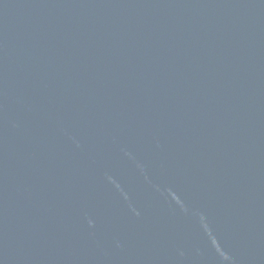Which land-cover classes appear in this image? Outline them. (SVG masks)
<instances>
[{"label":"water","instance_id":"1","mask_svg":"<svg viewBox=\"0 0 264 264\" xmlns=\"http://www.w3.org/2000/svg\"><path fill=\"white\" fill-rule=\"evenodd\" d=\"M0 264H264V0H0Z\"/></svg>","mask_w":264,"mask_h":264}]
</instances>
